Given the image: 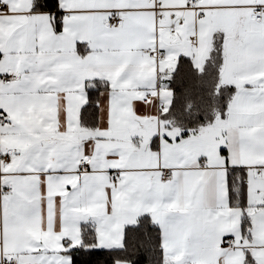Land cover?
Returning <instances> with one entry per match:
<instances>
[{
  "label": "crops",
  "instance_id": "0c3cea01",
  "mask_svg": "<svg viewBox=\"0 0 264 264\" xmlns=\"http://www.w3.org/2000/svg\"><path fill=\"white\" fill-rule=\"evenodd\" d=\"M32 6L7 0L0 13V76L17 78L0 79V154L11 153L0 166V253L30 264L62 241L79 246L84 224L94 247H119L124 228L146 214L166 264H264V218L242 232L243 216L264 210L246 204L264 197V182L252 179L264 168V0H59L58 27ZM113 11L118 26L107 23ZM214 36L223 41L221 82L234 93L223 117L180 136L159 118L170 100L161 79L181 55L200 66ZM93 81L106 87L87 127L79 114ZM232 165L246 173L242 208L228 198ZM161 168L172 178L161 180Z\"/></svg>",
  "mask_w": 264,
  "mask_h": 264
},
{
  "label": "trees",
  "instance_id": "16d2710c",
  "mask_svg": "<svg viewBox=\"0 0 264 264\" xmlns=\"http://www.w3.org/2000/svg\"><path fill=\"white\" fill-rule=\"evenodd\" d=\"M40 3L42 7L33 9L51 14L57 13L59 0H47V2L40 0ZM223 66V41L216 36L200 66H196L192 58L179 56L174 68L161 79L163 85L170 91V100L167 107L160 111V120L168 126L179 129L180 136H185L212 123L216 117H223L234 93V86L221 82ZM91 87H95V91L87 92L88 115L82 118L79 114L80 122L87 127H94L97 123L98 93L106 85L93 81L87 88ZM222 152L224 153L225 150ZM245 174V170L241 167L234 170L229 167L227 171L230 204L241 208L245 201L243 183ZM249 223L244 215L242 218L244 234L249 232ZM94 241L93 226L84 224L81 228V243L70 253L71 264H115L117 261H125L128 264H166L160 230L146 214L140 215L135 224L124 228L121 246L96 248ZM84 249H92V251H84Z\"/></svg>",
  "mask_w": 264,
  "mask_h": 264
},
{
  "label": "snow or ice",
  "instance_id": "6c2138e0",
  "mask_svg": "<svg viewBox=\"0 0 264 264\" xmlns=\"http://www.w3.org/2000/svg\"><path fill=\"white\" fill-rule=\"evenodd\" d=\"M47 2V0H45ZM43 5L40 3V0H34L33 3V8L36 7H42ZM0 8L4 9L5 11L8 10L7 7V0H0ZM66 9L62 7H57V13H62L65 12ZM57 13H53V22L56 24L58 27L61 23V20L56 19ZM87 92H94L95 87L87 88ZM89 107V104H84L83 107L81 108V117H86L88 115L87 109ZM223 151V147L220 149ZM233 170L236 169L237 167L243 168L244 166H237V165H232L230 166ZM253 180L259 179V181L264 182V168H261L257 171L256 175L252 177ZM225 181L227 183V172L225 173ZM245 185H247V180L243 181ZM247 206L250 207H257L259 205H264V197H262L258 201H252L248 203L246 201ZM264 218V210L256 212L251 214L250 216V227H251V222L255 219H260ZM64 244V248L61 251H44V252H37L35 255H33V258L30 262V264H71V256L68 255L67 259H57L58 257H64L65 254H70L75 250V246L69 247L68 245L70 244V241H62ZM84 251H92V249H84ZM0 264H16V260L13 259L10 255L0 253Z\"/></svg>",
  "mask_w": 264,
  "mask_h": 264
},
{
  "label": "built area",
  "instance_id": "2783aa9c",
  "mask_svg": "<svg viewBox=\"0 0 264 264\" xmlns=\"http://www.w3.org/2000/svg\"><path fill=\"white\" fill-rule=\"evenodd\" d=\"M155 3L156 7H159L161 4V0H153ZM187 2L192 5V6H197L198 4V0H187ZM7 12L4 9L0 8V13H4ZM262 12H263V8L261 6L258 5H253L250 8V13L253 16V18L255 20H260L262 17ZM107 23L110 26H118L120 24V18L117 14L116 11H113L111 13V15L109 16ZM181 23V21H180ZM0 79L4 82H8L11 81L13 79H17L15 76H12L8 73H4L0 76ZM8 119L4 116L0 117V122L5 123L7 122ZM207 160H203V162L205 163ZM11 163V153L6 151V152H2L0 154V166L1 167H8ZM78 167L80 170L86 171L89 169V164L87 163V161L84 158H79L78 159ZM158 176L161 180H169L172 178L173 174H172V170L167 169V168H161L159 170ZM114 178H119V175L116 174ZM258 193H264V188L262 189H258L257 190ZM222 246L225 248H229L232 249L234 247V244L232 242V240L228 237L224 238L223 242H222ZM13 259L16 260V264H18V261L15 257H12Z\"/></svg>",
  "mask_w": 264,
  "mask_h": 264
},
{
  "label": "water",
  "instance_id": "95a60500",
  "mask_svg": "<svg viewBox=\"0 0 264 264\" xmlns=\"http://www.w3.org/2000/svg\"><path fill=\"white\" fill-rule=\"evenodd\" d=\"M52 18H53V16H52Z\"/></svg>",
  "mask_w": 264,
  "mask_h": 264
}]
</instances>
